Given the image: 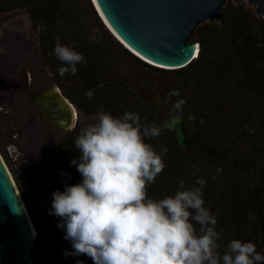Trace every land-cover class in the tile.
<instances>
[{
  "label": "trees",
  "instance_id": "16d2710c",
  "mask_svg": "<svg viewBox=\"0 0 264 264\" xmlns=\"http://www.w3.org/2000/svg\"><path fill=\"white\" fill-rule=\"evenodd\" d=\"M17 10L30 14L47 71L54 73L56 84L79 113L97 115L102 106L115 116L137 112L142 124L157 125L181 118L180 134L172 128L146 141L157 151L167 148L166 167L148 186L149 196L162 199L174 195L180 180L187 189L197 177L204 178L205 206L216 215L215 227L222 233L219 251L240 239L253 242L264 254V18L253 7L231 1L223 9L221 23L199 26L191 38L199 46V55L180 70L158 68L124 48L107 31L91 0H0V16ZM88 17L107 33L121 58L150 76L173 81L180 93L175 101L185 100L182 114L174 111L164 117L166 110L155 94L141 93L114 74L116 58L104 40L92 33ZM57 42L74 46L85 57L75 76L61 78L57 73L62 66L53 55ZM89 89L94 91L92 99L84 94ZM81 129L78 122L55 146V160L68 179L41 175L37 180L51 201L54 191L81 181L70 164L79 154L73 140ZM0 151L37 232L32 264H76L77 260L93 264L85 254L63 256L71 244L57 228L59 218L48 214L50 208L36 214L38 191L33 188L28 194L23 187L1 139Z\"/></svg>",
  "mask_w": 264,
  "mask_h": 264
},
{
  "label": "clouds",
  "instance_id": "9594fccd",
  "mask_svg": "<svg viewBox=\"0 0 264 264\" xmlns=\"http://www.w3.org/2000/svg\"><path fill=\"white\" fill-rule=\"evenodd\" d=\"M53 55L62 64L61 78L75 76L77 65L86 63L74 46L59 42ZM84 94L92 99L94 91ZM173 96L179 91H170L165 102ZM184 104L177 99L173 110L182 114ZM175 123L142 124L137 112L115 116L101 106L96 122L79 131L73 140L79 154L70 164L81 181L54 191L48 212L59 218L57 228L71 244L65 258L85 254L93 264H264V254L250 241L233 239L219 251L222 233L205 206L204 178L197 177L187 189L180 180L174 195L162 199L148 195V186L166 167L167 148L157 151L146 141L171 131Z\"/></svg>",
  "mask_w": 264,
  "mask_h": 264
},
{
  "label": "water",
  "instance_id": "95a60500",
  "mask_svg": "<svg viewBox=\"0 0 264 264\" xmlns=\"http://www.w3.org/2000/svg\"><path fill=\"white\" fill-rule=\"evenodd\" d=\"M91 1L107 28L129 51L131 48L158 68L180 70L199 55L198 44L191 42L194 32L207 22L221 23L223 9L232 0H96L112 29ZM233 1L247 3L264 18V0ZM31 99L42 117L62 132L77 127L78 110L58 85L48 86ZM31 224L0 154V264H32L37 232L33 235Z\"/></svg>",
  "mask_w": 264,
  "mask_h": 264
},
{
  "label": "rangeland",
  "instance_id": "374dc122",
  "mask_svg": "<svg viewBox=\"0 0 264 264\" xmlns=\"http://www.w3.org/2000/svg\"><path fill=\"white\" fill-rule=\"evenodd\" d=\"M81 5L85 7L84 4ZM88 21L92 33L104 40L111 55L116 58L114 74L140 89L141 93L150 96L155 94L162 102L163 111L166 110L164 117L174 113L172 105L175 102V96L171 97L170 101L165 102L168 93L175 90L173 81L150 76L139 70L127 59L121 58L107 33L92 18L88 17ZM102 23L113 38L118 41L103 21ZM120 44L126 48L122 43ZM47 73L46 62L39 51L38 37L34 31L30 14L26 10H17L1 15L0 139L5 146L7 157L28 194L33 188L38 191L39 198L35 201L36 214L50 207L48 197L37 183L39 176L43 175L50 179H68V175L61 174L66 172L57 164L54 154L55 146L66 133L51 125L47 120L46 122L40 119L39 110L31 99V96L35 95L39 89L57 85L56 80L49 77ZM25 75L28 79V89L25 88ZM20 115L31 120L29 134L19 126ZM96 119L97 115L86 116L79 113V127L84 128L96 122ZM172 120L176 121L172 128L180 134L181 118L178 116L171 117L167 123ZM9 144H15L22 153L17 162L13 161L6 152ZM0 154L5 161L1 151ZM30 197L33 199L32 195Z\"/></svg>",
  "mask_w": 264,
  "mask_h": 264
},
{
  "label": "flooded vegetation",
  "instance_id": "af4514ba",
  "mask_svg": "<svg viewBox=\"0 0 264 264\" xmlns=\"http://www.w3.org/2000/svg\"><path fill=\"white\" fill-rule=\"evenodd\" d=\"M24 81H25V83H26L25 88L28 89V88H29V85H28L27 75L24 76ZM43 90H44V88H41V89H39L36 93H39V92H41V91H43ZM32 96H33V95H32ZM32 96H31V97H32ZM35 106H36V105H35ZM36 107H37V106H36ZM36 110H37V109H36ZM27 115H28V113H27ZM38 116L40 117V119L46 121V120L42 117V115L40 114L39 111H38ZM20 117H21V120H20V122H19V126L22 127L23 130H26L27 134H29L28 132H29V130H30V122H31V120H30L29 118H25L23 115H22V116L20 115ZM46 122H47V121H46Z\"/></svg>",
  "mask_w": 264,
  "mask_h": 264
},
{
  "label": "built area",
  "instance_id": "2783aa9c",
  "mask_svg": "<svg viewBox=\"0 0 264 264\" xmlns=\"http://www.w3.org/2000/svg\"><path fill=\"white\" fill-rule=\"evenodd\" d=\"M6 152L13 159V161L17 162L20 160L22 153L19 151L15 144H9L6 148Z\"/></svg>",
  "mask_w": 264,
  "mask_h": 264
},
{
  "label": "bare ground",
  "instance_id": "6f19581e",
  "mask_svg": "<svg viewBox=\"0 0 264 264\" xmlns=\"http://www.w3.org/2000/svg\"><path fill=\"white\" fill-rule=\"evenodd\" d=\"M94 2H95V4H96L97 8L99 9V11H100L102 17H103L104 20L106 21L107 25L109 26V28L112 29V27L110 26L109 22L107 21V19H106L105 16L103 15L101 9L99 8V6H98L96 0H94ZM106 27H107V26H106ZM129 49H130V50H131L136 56H138V57H140V58H143V57L140 56L138 53H136L135 51H133L131 48H129ZM144 59H145V58H143V60H144ZM145 61H146V60H145ZM77 114H78V118H79V112H78V111H77ZM31 227H32L33 231H35V227H34L32 224H31Z\"/></svg>",
  "mask_w": 264,
  "mask_h": 264
},
{
  "label": "crops",
  "instance_id": "0c3cea01",
  "mask_svg": "<svg viewBox=\"0 0 264 264\" xmlns=\"http://www.w3.org/2000/svg\"><path fill=\"white\" fill-rule=\"evenodd\" d=\"M43 192L45 193V191H43ZM48 200H49V203H50L49 206L51 207V200H50L49 198H48ZM50 207H49V208H50Z\"/></svg>",
  "mask_w": 264,
  "mask_h": 264
}]
</instances>
